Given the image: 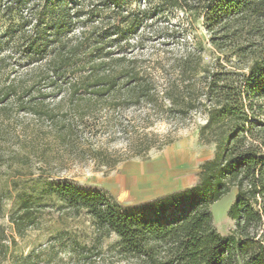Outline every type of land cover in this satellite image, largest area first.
Instances as JSON below:
<instances>
[{
    "label": "trees",
    "instance_id": "1",
    "mask_svg": "<svg viewBox=\"0 0 264 264\" xmlns=\"http://www.w3.org/2000/svg\"><path fill=\"white\" fill-rule=\"evenodd\" d=\"M157 1L202 18L209 62L204 61V45L197 39L191 48L157 66L162 73L159 82L149 60L134 49L141 39L132 40L133 32H93L104 24L66 32L69 19L99 17L113 0H82V4L46 0L39 10V16L50 15L43 32L37 24L29 32H18L10 50L0 55V113L13 105L20 112L56 121V139L65 146L75 145L85 131H92L97 124L90 121L100 110L144 106L156 119L175 124L200 114L198 141L211 145L213 154L200 164L196 183L123 205L106 189H83L40 176L16 188L8 220L20 236L35 225L39 209L55 205L76 217L85 214L102 238L114 235L108 248L119 259L137 264H264V0ZM16 52L28 65L24 73H18V61L7 62ZM47 95L58 97L55 108L42 105ZM55 110L65 119L54 120ZM112 123L129 133L128 121ZM133 131L138 135L128 142L124 157L94 148L87 152L89 157L111 169L131 158L146 159L151 149L174 141L169 137L155 142L137 127ZM231 188L236 192L227 215L234 227L222 234L215 227L211 206ZM7 239L0 225V264L10 260ZM78 245L74 241L62 250L73 253ZM35 256L30 253L21 260L35 264Z\"/></svg>",
    "mask_w": 264,
    "mask_h": 264
},
{
    "label": "rangeland",
    "instance_id": "2",
    "mask_svg": "<svg viewBox=\"0 0 264 264\" xmlns=\"http://www.w3.org/2000/svg\"><path fill=\"white\" fill-rule=\"evenodd\" d=\"M45 1L0 0V55L10 50L12 38L18 32H29L33 24H37L43 32L44 22L47 24L50 19L48 12L39 16ZM69 2L83 3L82 0ZM88 8L91 6L85 9ZM111 10L122 12L128 23L122 22L126 17L116 16ZM103 11L99 17L82 15L69 19L66 32H83L93 25L103 24L105 27L102 30L93 32H133L130 36L132 40L141 39L134 49L149 60L151 73L160 75L159 82L162 73L157 66L167 63L185 48H191L197 39L204 45V61L209 62L211 59L209 38L202 18L193 13L163 6L157 0H113V3L104 6ZM17 61L20 63L18 73H24L28 65H25L18 52L7 60L12 64ZM47 96L42 105L55 108L58 97ZM54 113V120L66 117L57 110ZM154 116L144 106L118 111L100 110L90 121L91 124H97L92 131L86 129L82 140L75 145L65 146L56 139L55 129L59 126L56 121L51 123L45 118L20 112L13 105L7 107L6 113H0V195L4 196L0 225H3L8 238L6 255L12 264H24L21 256L30 253L36 255L35 264H137L132 259H119L108 248L116 237L111 235L106 239L99 236L85 214L76 217L55 205H46L35 213V225L23 229L20 236L10 224L8 215L15 206L16 188L40 176L55 182H72L83 189H106L123 205L136 204L162 193L194 185L198 180L200 164L213 154L211 145H203L198 141L197 127L203 122V117L193 114L186 121L175 124ZM118 120H123L124 124L128 121L129 133H122L118 129L120 127L113 125L112 122ZM135 126L139 132L147 133L152 141L161 142L169 137H173L174 141L161 149H151L146 159L131 158L111 169L89 157L87 152L90 148L107 151L118 158L124 157L128 153V142L135 140L138 135L133 131ZM149 161L154 164L152 172L158 175L163 172L165 187L172 188L155 194H147L150 189L138 188L134 195L126 197L125 194L130 191L127 188L120 192L117 179L125 173L128 165ZM158 184L161 186V182ZM235 192V188H231L227 195L211 206L215 227L222 234L229 233L234 227L227 210ZM74 241L79 244L75 252L62 250V247ZM9 261L4 264H9Z\"/></svg>",
    "mask_w": 264,
    "mask_h": 264
},
{
    "label": "crops",
    "instance_id": "3",
    "mask_svg": "<svg viewBox=\"0 0 264 264\" xmlns=\"http://www.w3.org/2000/svg\"><path fill=\"white\" fill-rule=\"evenodd\" d=\"M153 165L151 161L128 165V169L125 173L117 179L119 191H126L128 188L131 195L129 193L125 195L129 197L134 195L138 188L150 189L151 191L147 194L160 193L171 189L172 187H165L164 185L165 177L163 172L159 175L152 172ZM158 182H161V186H159L160 184H158Z\"/></svg>",
    "mask_w": 264,
    "mask_h": 264
}]
</instances>
